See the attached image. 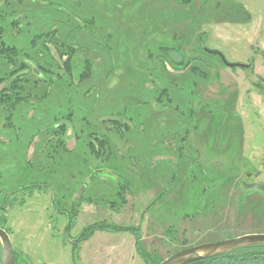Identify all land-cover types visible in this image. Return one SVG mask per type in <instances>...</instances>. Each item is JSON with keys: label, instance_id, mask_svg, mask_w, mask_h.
Returning a JSON list of instances; mask_svg holds the SVG:
<instances>
[{"label": "rangeland", "instance_id": "obj_1", "mask_svg": "<svg viewBox=\"0 0 264 264\" xmlns=\"http://www.w3.org/2000/svg\"><path fill=\"white\" fill-rule=\"evenodd\" d=\"M0 11L26 63L18 89L0 54V227L21 264H148L133 233L101 224L139 227L157 260L264 233V192L244 187L264 184V0Z\"/></svg>", "mask_w": 264, "mask_h": 264}, {"label": "trees", "instance_id": "obj_2", "mask_svg": "<svg viewBox=\"0 0 264 264\" xmlns=\"http://www.w3.org/2000/svg\"><path fill=\"white\" fill-rule=\"evenodd\" d=\"M6 15L2 14L0 11V21L2 19L5 18ZM3 35V29L0 27V54H2L3 56H7L8 61H10L12 64H14L16 67L15 69L10 70L11 76L12 75H17L18 72L21 71V69H24V67H26V63L22 64V63H18V61H16L18 59V54L19 51L15 46H9L7 45L6 41L1 40V37ZM39 38V35L36 36ZM64 64L66 65V69L70 70V67L72 64H70V61L67 60L66 62H64ZM38 71H40L38 69ZM35 73V76L39 79H42L40 75V72H37V70L32 71ZM43 73V72H42ZM88 73V72H87ZM86 74V72H84V75ZM20 76H16V80H15V86H18V89L21 88V84L19 83L20 81ZM22 79V78H21ZM19 94V93H18ZM2 95H6L4 92H2ZM16 96V95H15ZM20 96V95H19ZM2 97V96H1ZM18 97V96H16ZM7 98V97H6ZM3 100H5V98H1ZM20 100H24L21 96H20ZM124 193V192H123ZM73 217H70V220L73 221ZM70 224V223H69ZM66 227V229L69 231V229H71V225H69ZM93 227L97 228V229H103V230H107V231H129L131 233H133L136 237V244L138 245V248L140 250V252L147 258V262L148 264H158L160 263L163 259L161 260H157L155 259L152 255H146L143 251H141L142 249V232L141 229L139 227L136 228H123V227H119L116 225H94ZM8 231V230H7ZM91 231V230H90ZM9 232V231H8ZM91 232L87 233V229L83 231V239L85 240L86 236L90 235ZM75 249L78 248V246L74 247ZM2 249H1V240H0V253H1ZM180 251V250H178ZM177 251V252H178ZM2 255V253H1ZM15 261L16 264H21V261L19 260V256L16 253L15 256ZM186 264H264V244H260V243H255V245H244L243 247L240 248H236V249H232L230 252L227 253H222L218 256L215 257H209L208 259H201V260H197L195 262H190V263H186Z\"/></svg>", "mask_w": 264, "mask_h": 264}, {"label": "water", "instance_id": "obj_3", "mask_svg": "<svg viewBox=\"0 0 264 264\" xmlns=\"http://www.w3.org/2000/svg\"><path fill=\"white\" fill-rule=\"evenodd\" d=\"M222 57L224 58V56ZM244 187L246 189H256L264 192V184L260 182H244ZM0 240L2 243L4 264H16V251L12 239L8 231L2 227H0ZM255 243L264 244V233L243 234V236L231 237V239H221L219 241L187 247L184 250L173 253L172 256L162 260L158 264H186L215 257L222 253L230 252L232 249L243 247L244 245H255Z\"/></svg>", "mask_w": 264, "mask_h": 264}]
</instances>
